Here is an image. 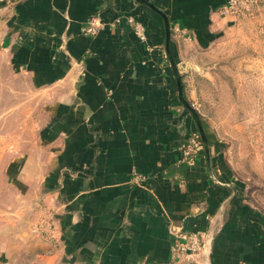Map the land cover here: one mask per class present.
<instances>
[{"label": "crops", "instance_id": "crops-1", "mask_svg": "<svg viewBox=\"0 0 264 264\" xmlns=\"http://www.w3.org/2000/svg\"><path fill=\"white\" fill-rule=\"evenodd\" d=\"M144 1L163 15L138 0L0 3V59L20 80L1 83L29 91L34 121L6 168L22 200L12 220L32 218V243L15 248L33 256L18 264H173L181 232L209 243L180 264H264V214L241 205L202 123L210 155L185 160L199 128L166 48V23L177 70L181 42L211 47L233 24L227 0ZM93 17L103 29L87 37Z\"/></svg>", "mask_w": 264, "mask_h": 264}, {"label": "rangeland", "instance_id": "rangeland-1", "mask_svg": "<svg viewBox=\"0 0 264 264\" xmlns=\"http://www.w3.org/2000/svg\"><path fill=\"white\" fill-rule=\"evenodd\" d=\"M231 18L230 29L209 48H196L189 40L179 44L178 77L185 101L207 127L227 177L237 186L241 205L264 214V0L250 13ZM16 80L0 59V264L27 263L33 256L15 248L32 243V218L12 220L22 200L10 181L15 171L6 169L34 129L29 91L1 83L18 87Z\"/></svg>", "mask_w": 264, "mask_h": 264}, {"label": "built area", "instance_id": "built-area-1", "mask_svg": "<svg viewBox=\"0 0 264 264\" xmlns=\"http://www.w3.org/2000/svg\"><path fill=\"white\" fill-rule=\"evenodd\" d=\"M5 1L7 0H0V3H4ZM261 2L262 0H227V3L220 9V12L226 16L240 17L250 13ZM128 22L140 41H146L147 36L144 26L133 17H129ZM102 29L103 22L93 17L82 26L81 32L87 37H95ZM199 139L200 137L197 134L189 137L184 150V157L187 162L192 161L197 149H202ZM136 179L138 180L137 177ZM41 229H44L43 225H41L40 231ZM44 232L48 233L46 230ZM207 243H209V239L201 232L179 233L172 249L173 264H180L191 255L199 253Z\"/></svg>", "mask_w": 264, "mask_h": 264}, {"label": "water", "instance_id": "water-1", "mask_svg": "<svg viewBox=\"0 0 264 264\" xmlns=\"http://www.w3.org/2000/svg\"><path fill=\"white\" fill-rule=\"evenodd\" d=\"M140 1L141 3L145 4L146 6L150 7L151 9L155 10L156 12H158L159 14H161L157 9H155V7L147 2V1H144V0H138ZM163 15V14H161ZM170 35H171V29L168 25V23H166V36H167V41H166V48H167V53H168V58H169V62H170V65H171V68L174 72V75L176 77V81H177V86H178V94H179V99L181 101V103L193 114V116L195 117L196 119V122L198 124V128H199V137H200V141H201V144H202V147L204 148V151L206 152V154L209 156L210 155V147H209V143H208V140L204 134V131H203V128H202V125H201V122L199 120V118H197V116L195 115L194 111L191 109V107L188 105V103L185 101L183 95H182V87H181V81L178 77L179 73H178V70H177V66H176V63L173 59V56L170 52Z\"/></svg>", "mask_w": 264, "mask_h": 264}, {"label": "trees", "instance_id": "trees-1", "mask_svg": "<svg viewBox=\"0 0 264 264\" xmlns=\"http://www.w3.org/2000/svg\"><path fill=\"white\" fill-rule=\"evenodd\" d=\"M197 135H199V134H197ZM199 142H200V139H199Z\"/></svg>", "mask_w": 264, "mask_h": 264}]
</instances>
